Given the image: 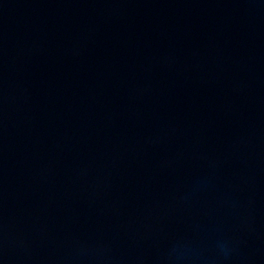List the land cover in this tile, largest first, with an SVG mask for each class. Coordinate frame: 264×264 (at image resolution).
I'll list each match as a JSON object with an SVG mask.
<instances>
[{
    "label": "water",
    "instance_id": "1",
    "mask_svg": "<svg viewBox=\"0 0 264 264\" xmlns=\"http://www.w3.org/2000/svg\"><path fill=\"white\" fill-rule=\"evenodd\" d=\"M0 264H264V0H0Z\"/></svg>",
    "mask_w": 264,
    "mask_h": 264
}]
</instances>
